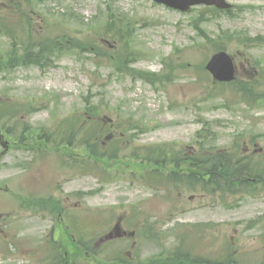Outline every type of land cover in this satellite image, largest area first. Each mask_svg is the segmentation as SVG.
<instances>
[{
  "label": "rangeland",
  "instance_id": "1",
  "mask_svg": "<svg viewBox=\"0 0 264 264\" xmlns=\"http://www.w3.org/2000/svg\"><path fill=\"white\" fill-rule=\"evenodd\" d=\"M226 1L234 8L230 15L204 8L180 14L149 0H0V18L19 41L34 49L50 45L47 68L0 66V102L9 112L0 120L6 142L0 144V264L52 261L41 256L52 253L47 243L56 219L22 210L15 195L62 200L67 219H80L77 234L97 233L81 243L83 252H117V264L147 262L161 250L165 259L182 235L194 256L264 264V170L257 187L245 180L244 193L210 196L175 187L165 172H174L175 161L145 181L150 168L126 159L134 150L152 155L166 146V153L186 151L181 161L200 149L236 160L240 155V168L248 164L255 174L264 168V0ZM110 21L113 30L131 32L128 47L106 33ZM4 32L2 62L13 48ZM216 48L236 66L230 86L213 82L204 70ZM73 115L81 129L70 142L66 133L57 143L56 125ZM114 132L115 140H105ZM84 134L97 140L98 155L76 149ZM253 145L262 156L244 161ZM106 154L115 160L111 174L92 160ZM75 157L86 167L83 175L67 166ZM144 218L152 226L142 234ZM119 220L122 235L114 232ZM146 234L151 240L142 239ZM53 240L61 243L58 230ZM84 263L90 261L77 262Z\"/></svg>",
  "mask_w": 264,
  "mask_h": 264
},
{
  "label": "trees",
  "instance_id": "2",
  "mask_svg": "<svg viewBox=\"0 0 264 264\" xmlns=\"http://www.w3.org/2000/svg\"><path fill=\"white\" fill-rule=\"evenodd\" d=\"M2 18H0V29H4V23L2 22ZM108 29H111L112 24L108 25ZM7 32H4L6 36L10 38V43L13 45V48L8 56V60L6 62H2L0 60V66L2 65H7V64H22V65H29V66H36L40 69H44L49 67L50 62L46 58V53L49 51L50 45L47 42H40L37 44V48H33V45L28 42L24 43L22 41H19L18 38L14 35V31L11 30L10 28H6ZM117 32L119 33V37L123 38V35L120 33L121 31L117 29ZM258 40L257 38H254L251 40L252 43H256ZM125 43V46L128 47V40L126 37L123 38V41ZM17 48H20V54L17 55ZM25 48V49H24ZM24 49V50H23ZM22 50L24 51L22 53ZM33 50V51H32ZM219 50H224L223 48H216V51ZM15 51V52H14ZM129 54L124 56V61L126 64V59ZM144 77L150 78L155 76V74L151 73H145L143 74ZM91 116H95V113L93 112V108H89ZM70 127L68 131L69 134H71L70 140L67 138V140L70 142L73 138L74 131L79 129L77 121L75 120L74 115L69 117L67 120H62L58 127L55 128L54 134L56 135V139L60 138L62 130H65L66 128ZM44 134L46 133V130H43ZM44 137L48 138L47 135ZM39 138V139H43ZM55 140V139H54ZM90 145H93L92 148H90ZM78 147H83L84 150L90 151V154L92 155H98V151L96 150L98 147V142L97 140L93 137H91L89 134H84L82 138L79 140V144L77 145ZM216 154L214 155L213 159H211L210 162V168L207 169L206 166L208 165V160L207 158L203 156L200 161L195 162V167H196V175H192L193 179H197L198 182L203 181L205 177V172L207 174H211V188H212V193H218V192H227L230 194L240 192V187L243 186V184H240V181L244 182V180L254 178L252 176V172L250 169H245L242 170L240 169V166L238 165V160H236L233 156H230L229 153H222V152H215ZM104 155V152L103 154ZM150 154H147V157L145 158L144 163L147 162L148 166L150 167L151 171H157L158 166L163 163L166 159L167 153L160 152L158 150V153L155 154L152 158L149 157ZM102 158L100 160L95 157V163L102 162L104 164H109L114 162L113 156H110L111 160L104 159V157H107V154L105 156H101ZM156 158V159H155ZM170 160H175L176 155L174 156L171 154ZM199 163L206 164L205 167L201 166V170L199 169L198 165ZM244 180H243V179ZM187 255H190L188 252H184L183 250H179V252H176L174 254L167 255L163 262L161 264H234L230 259L228 260H208L206 258H202L199 256H191L192 258L188 257Z\"/></svg>",
  "mask_w": 264,
  "mask_h": 264
},
{
  "label": "water",
  "instance_id": "3",
  "mask_svg": "<svg viewBox=\"0 0 264 264\" xmlns=\"http://www.w3.org/2000/svg\"><path fill=\"white\" fill-rule=\"evenodd\" d=\"M173 9L187 12L196 5L215 6L218 9H229L224 0H153ZM206 70L218 82H230L234 79V66L232 59L224 52L214 54L206 65Z\"/></svg>",
  "mask_w": 264,
  "mask_h": 264
}]
</instances>
